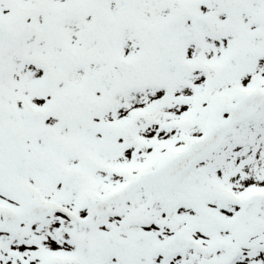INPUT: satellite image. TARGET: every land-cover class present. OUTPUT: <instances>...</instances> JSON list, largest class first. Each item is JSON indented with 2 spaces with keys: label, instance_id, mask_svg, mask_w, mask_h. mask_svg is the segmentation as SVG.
I'll use <instances>...</instances> for the list:
<instances>
[{
  "label": "snow or ice",
  "instance_id": "1",
  "mask_svg": "<svg viewBox=\"0 0 264 264\" xmlns=\"http://www.w3.org/2000/svg\"><path fill=\"white\" fill-rule=\"evenodd\" d=\"M0 264H264V0H0Z\"/></svg>",
  "mask_w": 264,
  "mask_h": 264
}]
</instances>
